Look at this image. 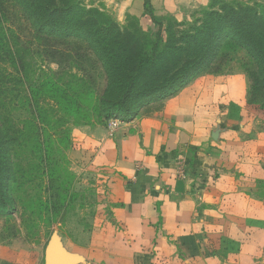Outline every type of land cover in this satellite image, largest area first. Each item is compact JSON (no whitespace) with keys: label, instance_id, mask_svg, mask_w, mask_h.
Listing matches in <instances>:
<instances>
[{"label":"crops","instance_id":"crops-1","mask_svg":"<svg viewBox=\"0 0 264 264\" xmlns=\"http://www.w3.org/2000/svg\"><path fill=\"white\" fill-rule=\"evenodd\" d=\"M106 1L119 17H150L146 0ZM203 1L149 0L155 14L176 16ZM219 78L208 84L227 86L243 74ZM243 100L212 113L177 94L148 116L77 127L81 159L108 172L107 205L90 223L56 230L42 249L0 244V264H264V200L249 188L253 165L240 175L229 170L244 159L233 154L249 127Z\"/></svg>","mask_w":264,"mask_h":264},{"label":"trees","instance_id":"trees-1","mask_svg":"<svg viewBox=\"0 0 264 264\" xmlns=\"http://www.w3.org/2000/svg\"><path fill=\"white\" fill-rule=\"evenodd\" d=\"M15 2L22 10L21 16L33 30L38 42L35 49L42 61L47 63L48 59L60 64L61 59H67L75 62L74 69L82 73H71L73 78L81 81L77 90L87 88L97 92L96 80L85 75L87 63L102 61L108 78L113 76L116 79L119 74L125 78L122 85L116 83L118 79L104 88V93L116 94L113 98H106L108 107L105 114L108 118L126 120L133 117L128 99L136 89L144 95L158 94L200 70L211 76L247 75L250 80L248 103L264 110V9L260 11L249 4L227 2L220 11L211 9L205 13L203 27L188 31L175 42L173 36L168 35V29L157 21L152 4L146 0L145 13L158 25V29L151 35L154 49L144 54V49L140 50L144 38L138 36L139 32L121 27L104 10L87 9L76 0ZM2 13L6 10L0 4V58L14 69V75L8 71L12 80L26 90L18 93L15 86V102L29 114L23 124L15 126V138L10 135L0 137L1 146L15 145V151L12 149L11 155L7 153L5 157L10 158L12 165L15 159L16 184L24 177L33 180L36 174L47 175L48 164L55 156L54 150L61 152V148H68L71 142L69 127L61 131L66 118L54 119L47 114L42 102L50 99L55 102V107L70 102L77 104L78 97L83 94L77 95L75 89L63 86L62 81L49 75L45 68L40 70L44 73L41 83L34 85L32 77L35 70L31 57L34 54L31 43L34 45V42L23 39L17 30L5 24ZM129 16L140 19L136 15ZM161 42L165 45L156 52ZM142 81L155 84L150 87L145 83V86L137 88ZM3 85L0 82V115L5 116L10 106L3 96L6 92ZM139 100L132 101V104ZM2 126L0 123V129ZM50 126L58 129L55 136L47 132ZM3 151L0 148V159ZM257 183L264 186V180ZM262 197L264 199V195Z\"/></svg>","mask_w":264,"mask_h":264},{"label":"rangeland","instance_id":"rangeland-1","mask_svg":"<svg viewBox=\"0 0 264 264\" xmlns=\"http://www.w3.org/2000/svg\"><path fill=\"white\" fill-rule=\"evenodd\" d=\"M76 1L87 9L104 10L121 27H126L132 32H139L138 36L144 38L143 48H140V50L144 49V54L151 53L154 49L155 42L151 35L153 36L155 30L158 29V25L151 21V17L142 20L130 17L128 14L119 17L117 9L111 3L107 4L106 0ZM227 2L239 5L249 4L260 11L264 9V0H204L201 3L183 7L179 16H176L174 11L155 14L154 9L153 14L156 15L157 21L162 22L163 26L168 29V35L173 36V41L176 42L180 41L188 31L192 32L203 27L206 12L208 13L211 9L220 11L223 4ZM0 4H3L6 10V13H2L5 24L17 30L23 39H31L34 42V45L31 43V50L34 52L31 55L35 70L32 77L34 85L41 83L44 73L40 70L45 68L49 75H54L60 79L59 81H62L63 86L70 88V90L75 89L77 95L83 94L82 97H78L77 104L70 102L63 105L58 104L55 107L53 105L55 102L53 103L50 99L42 102L48 115L54 119L66 118L67 122L64 123L61 131L69 127L71 139L68 148H61V152L57 151L58 149L54 150L55 156L48 164L47 175L36 174L33 180L24 177L15 184V159L12 165L10 158L5 157L7 153L11 155L12 149L15 151V145L12 147L11 145H0V148L4 149L2 152L4 160L3 158L0 159V244L8 245L17 241L18 245L25 246V251L29 249L28 247H33L32 245L42 249V245L49 240L56 230L65 227L72 228L81 222L90 223L102 210V205L103 209L107 205L108 182L106 180L108 179V172L97 171L81 159L77 153L73 131L83 125L107 124L114 120V118L106 117L105 110L108 107L106 98H113L116 94L110 93V91L106 94L104 88L118 79L116 83L122 85L125 78L120 74L116 79L113 76L108 78L102 61L93 64L87 63L84 67L85 75L92 76L96 80L97 92L88 91L87 88L77 90L81 81L73 78L71 73H79V75L82 73L74 69L75 62L61 59L60 64H58L47 59V63H44L41 57L37 55L35 48L38 42L35 40L30 24L21 16L20 6L15 0H0ZM164 45L165 42H161L156 52L162 50ZM236 70L238 69L236 68ZM8 71L14 75V69L0 58V82L4 84L3 87L6 92L3 96L6 97V102L10 106L9 113L5 116L0 115V123L4 125L0 129V137L10 135L11 138H15V126L23 124L29 114L25 108L15 102V86L18 93L26 90L24 91L22 86L17 85L12 80ZM209 76L212 77L207 71L201 70L197 73H191L171 89L158 94L144 95L145 93L136 89V92L128 99L134 112L133 117L148 116L160 111L167 100L177 94L183 95L185 101H190L192 105L195 104L203 112L211 111L212 113L224 112L233 103L239 102L244 97L241 112L243 111L244 117L249 122V127L248 132L241 135L239 144L236 143L234 149L236 152L233 153L235 159L239 155L243 156L244 159L240 160L239 164L235 163L234 166L230 164L229 170L233 169L234 174L240 175L245 172L247 165L252 164L254 170L249 174L252 175L249 188L255 193L256 198L264 200L262 197L264 186L257 183L258 180H264V110L258 109L256 104L248 103L250 80L247 75L243 74V78L234 79L231 83L227 82V86L213 88L208 84L207 77ZM221 76L217 75L216 77L220 79ZM144 81L137 88L145 86V83L149 84L150 87L155 84L152 81ZM244 86L245 90L242 94L241 89ZM136 99L140 100L138 103L132 104V101ZM15 107L17 108L15 109ZM57 131L58 129L55 130L52 126L47 130L53 136ZM244 141L247 142L248 148L246 149V146H241ZM242 165L246 166L242 168ZM11 173L14 176L11 177ZM35 254H38L37 250Z\"/></svg>","mask_w":264,"mask_h":264},{"label":"built area","instance_id":"built-area-1","mask_svg":"<svg viewBox=\"0 0 264 264\" xmlns=\"http://www.w3.org/2000/svg\"><path fill=\"white\" fill-rule=\"evenodd\" d=\"M118 121H119V119H114V120H111V123H112V125H116ZM179 170H180V174L181 175L185 174V165H184V163L181 164V167H180Z\"/></svg>","mask_w":264,"mask_h":264}]
</instances>
